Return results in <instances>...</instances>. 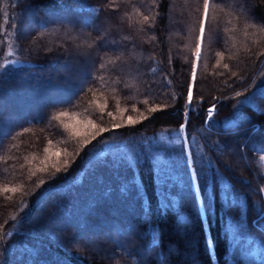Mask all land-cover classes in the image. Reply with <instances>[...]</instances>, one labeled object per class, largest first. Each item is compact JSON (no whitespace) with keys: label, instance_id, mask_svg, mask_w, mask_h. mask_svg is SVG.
Wrapping results in <instances>:
<instances>
[{"label":"trees","instance_id":"1","mask_svg":"<svg viewBox=\"0 0 264 264\" xmlns=\"http://www.w3.org/2000/svg\"><path fill=\"white\" fill-rule=\"evenodd\" d=\"M202 5L0 0V264H264V0Z\"/></svg>","mask_w":264,"mask_h":264},{"label":"snow or ice","instance_id":"2","mask_svg":"<svg viewBox=\"0 0 264 264\" xmlns=\"http://www.w3.org/2000/svg\"><path fill=\"white\" fill-rule=\"evenodd\" d=\"M153 3L155 4V0H153ZM213 4H223L226 7H228L231 11L229 12V15L233 14V13H239L240 16L245 17V20L247 22V9L244 6V0H203V5H202V13L200 18L197 21L198 24V35H196L194 37L195 39V51L193 52V56L195 57L196 61H199L200 57H201V49L202 46L204 45L205 42H216L218 39V35L215 34V32L211 35V36H206V25L209 24L210 20L212 19V17H210V10H211V6ZM109 7H113V3H109L108 5ZM221 11H223V9H221ZM157 15H159V13H157ZM154 20L155 17H150L148 15H144L142 17V21L141 24L142 25H147L148 28H153L154 27ZM251 26H255L254 24ZM13 28H17V25H13ZM23 29V21L20 22L19 27L17 28V31L19 33V36L22 38V30ZM97 31V37L96 40L93 42V44L89 45V50L88 51H78L76 54L80 57L83 58H87V59H93V63L96 62V58H98L100 64L99 67L100 69H107L108 65L111 64L113 66V68L115 69V66L118 62L120 63H128V61H132L134 62L136 59V53L134 51H129V49L127 48V46L125 45L123 49L120 50V53L118 55H116L115 59H109L107 61V63L104 62V57L107 56V51L104 52V55H99L100 50L104 47V32L106 31V29L103 28V24L98 25L97 28L95 29ZM141 31H143V28L140 29ZM261 30L264 31V24L261 25ZM129 39L128 36H124L122 37V41H127ZM156 39V37L153 35L150 37V40L154 41ZM113 45H115L117 48H120V43L117 42L115 39L112 40L111 42ZM98 45V46H97ZM125 53L128 54V60H124L123 57L125 55ZM9 55H11V51H9L8 53ZM218 56H222V53H217ZM150 59H153L152 57H149ZM7 63V61L5 62V64ZM5 65L0 64V67H4ZM129 67H131V64L129 63ZM225 68H228V65L225 64L224 65ZM152 71L155 72L156 69L152 68ZM104 76L100 77V80H104ZM192 79L193 81L195 80V64H193V72H192ZM112 83L114 84H119L121 83L120 79H115L112 81ZM89 91H92V89H89ZM236 95H241V93H237ZM202 99V98H201ZM187 103L190 105L192 103V86L191 84L189 85L188 88V94H187ZM106 107V105H105ZM157 108H151L150 111L155 112L157 111ZM215 110V105H213L211 108H209L208 114L211 115ZM68 115V113L66 112H59L56 115H54L52 117V119L54 120H60V118L62 116H66ZM109 115H111V113H109ZM147 117H145L146 119ZM129 121L132 122V118L129 117ZM135 123V122H132ZM113 127L118 128L120 127V125H114ZM185 127L184 124L180 125V129L183 130ZM108 129L105 128H101L100 131H107ZM25 131H28V129H25ZM15 138V137H13ZM260 160L264 161V155H261L259 157ZM60 169L57 168V171H59ZM7 191V189H6ZM11 191H15V189H11ZM262 191H264V189H262ZM262 215H264V213H262Z\"/></svg>","mask_w":264,"mask_h":264},{"label":"rangeland","instance_id":"3","mask_svg":"<svg viewBox=\"0 0 264 264\" xmlns=\"http://www.w3.org/2000/svg\"><path fill=\"white\" fill-rule=\"evenodd\" d=\"M77 28V27H76ZM75 28V29H76ZM78 41V40H77ZM79 42H80V40H79ZM73 130H75V132H83V129H79L77 126H75L74 128H73ZM263 196H264V191H263Z\"/></svg>","mask_w":264,"mask_h":264}]
</instances>
